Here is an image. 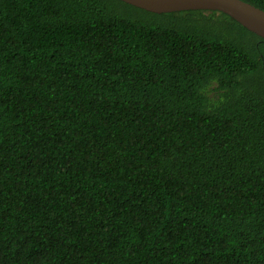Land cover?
Masks as SVG:
<instances>
[{"label": "trees", "instance_id": "16d2710c", "mask_svg": "<svg viewBox=\"0 0 264 264\" xmlns=\"http://www.w3.org/2000/svg\"><path fill=\"white\" fill-rule=\"evenodd\" d=\"M0 264H264V41L0 0Z\"/></svg>", "mask_w": 264, "mask_h": 264}, {"label": "water", "instance_id": "95a60500", "mask_svg": "<svg viewBox=\"0 0 264 264\" xmlns=\"http://www.w3.org/2000/svg\"><path fill=\"white\" fill-rule=\"evenodd\" d=\"M150 13L222 12L264 41V11L242 0H119Z\"/></svg>", "mask_w": 264, "mask_h": 264}]
</instances>
